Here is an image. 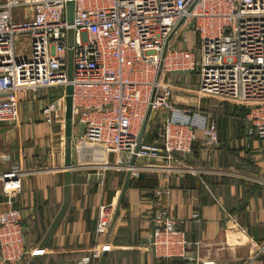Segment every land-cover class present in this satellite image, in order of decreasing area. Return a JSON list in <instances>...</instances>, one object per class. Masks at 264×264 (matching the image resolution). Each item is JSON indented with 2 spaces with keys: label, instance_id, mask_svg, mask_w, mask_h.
<instances>
[{
  "label": "built area",
  "instance_id": "built-area-1",
  "mask_svg": "<svg viewBox=\"0 0 264 264\" xmlns=\"http://www.w3.org/2000/svg\"><path fill=\"white\" fill-rule=\"evenodd\" d=\"M67 2H73L70 24ZM180 29L194 37L190 49L174 44ZM17 39L28 44L27 57L16 53ZM175 73H195L200 92L244 106V135L264 144V0L0 2V124L18 121L21 92L39 90L60 92L41 108L42 121L62 120L70 86L72 121L81 134L69 171L97 173L100 183L112 169L134 179L146 172L193 173L186 167L193 145L200 138L207 146L217 144V121L211 113L173 103L163 76ZM149 109L148 121L161 116L157 140L146 142L144 133L136 151ZM21 176L17 166L0 173L8 203L20 192ZM110 220V209L100 208L94 247L76 264H92L110 249L105 242ZM147 220L146 246L156 259L194 260L180 228L184 220L174 219L165 207L150 210ZM27 232L19 209L0 211V264L25 258Z\"/></svg>",
  "mask_w": 264,
  "mask_h": 264
},
{
  "label": "crops",
  "instance_id": "crops-1",
  "mask_svg": "<svg viewBox=\"0 0 264 264\" xmlns=\"http://www.w3.org/2000/svg\"><path fill=\"white\" fill-rule=\"evenodd\" d=\"M186 35L180 29L176 47L193 46L182 40ZM59 97L57 90L21 92L18 121L0 124V173L17 166L22 175L20 192L10 203L0 184V211L19 209L28 227L27 253L18 264H76L90 256L102 207L111 214L105 237L110 249L92 264H166L169 260L156 259L146 246L148 213L162 207L185 221L180 228L191 244L194 260L176 264H264V144L247 139L239 120L215 117L217 144L207 146L200 138L193 145L186 167L213 174L211 184L195 171L146 172L155 178L153 185L105 172L100 183L97 173L64 168L81 127L72 124L67 140L64 118L48 125L40 116L41 108ZM33 249L42 254L30 256Z\"/></svg>",
  "mask_w": 264,
  "mask_h": 264
},
{
  "label": "rangeland",
  "instance_id": "rangeland-1",
  "mask_svg": "<svg viewBox=\"0 0 264 264\" xmlns=\"http://www.w3.org/2000/svg\"><path fill=\"white\" fill-rule=\"evenodd\" d=\"M17 14H20L21 11L16 10ZM182 38V36H181ZM186 44L189 46L193 45L195 43L194 37L192 35H186ZM23 41V40H22ZM15 51L16 53H19L22 56L27 57L29 53V46L26 44V42L22 43H15ZM164 82L170 87L173 93V102L177 105H180L182 107H194L198 108L200 111L211 113L212 115H216V117L224 116L228 110L232 111H238V108H242V105H240L238 102L232 99H221L220 97L211 96L210 94H204L200 92V90L197 87V76L195 73L192 75L188 74H166L163 76ZM73 124V128H76L78 125L75 123V121L71 122ZM161 116L153 115L150 117V120L148 121V125L145 130V135L147 136L148 142H156L158 129L161 124ZM77 139H74L73 145L75 146ZM197 143V142H196ZM198 144V143H197ZM194 147V146H193ZM115 156H112L111 163L115 160ZM124 157L121 158V156L118 157L119 164H124ZM75 160V159H74ZM163 163H157V165L161 166ZM187 166V165H186ZM191 167H196V164L191 165ZM193 173L197 175L195 176H202L206 179H209L211 182V179H214V175H208L204 173L198 174L197 171L201 172L200 170L194 168ZM88 172V171H85ZM108 174L117 173L122 174L125 176H129L127 172H124L123 170H108L106 171ZM202 173V172H201ZM142 175V174H141Z\"/></svg>",
  "mask_w": 264,
  "mask_h": 264
},
{
  "label": "water",
  "instance_id": "water-1",
  "mask_svg": "<svg viewBox=\"0 0 264 264\" xmlns=\"http://www.w3.org/2000/svg\"><path fill=\"white\" fill-rule=\"evenodd\" d=\"M65 10H66V22L67 24H70L73 20V13H74V10H73V2H67L66 5H65ZM71 70H70V67L68 68V71H67V74L69 75V79H71ZM66 99H65V112H64V136L67 140H69L71 138V130H72V108H71V95H72V92H71V87L70 86H67L66 87ZM149 116H150V109L147 111L146 115H145V118H144V121H143V127L141 129V133L139 135V141L136 145V151L138 150V148L140 147V144L142 142V137L144 136V133H145V130H146V127L148 125V119H149ZM65 164H64V168H69L71 167V157H70V150H67L66 153H65ZM135 160V157L131 160V162L133 163ZM175 262H177L175 260Z\"/></svg>",
  "mask_w": 264,
  "mask_h": 264
},
{
  "label": "trees",
  "instance_id": "trees-1",
  "mask_svg": "<svg viewBox=\"0 0 264 264\" xmlns=\"http://www.w3.org/2000/svg\"><path fill=\"white\" fill-rule=\"evenodd\" d=\"M239 110L238 111H232L231 112V114H228V113H226L225 115H227V117H230V118H233V119H236V120H239V122H241V124H242V130H243V127H244V125H243V122H244V116H245V114L247 113V110H246V108L244 107V106H242V108H238ZM225 115H224V117H225ZM214 116V115H213ZM216 116H214V118H215ZM217 129H218V125H217ZM147 142V141H146ZM149 143H151V142H149ZM192 151H193V148H192ZM188 179V181H190V182H196V180L193 178V177H186V180ZM145 180L150 184V185H153L154 184V182H155V178L153 177V176H150V175H147V174H142V175H140L139 176V178H138V180H137V184L139 185V182H145ZM208 180L209 179H206V178H204L203 179V181L205 182V183H210V182H208ZM212 183V182H211ZM210 183V184H211ZM177 262H181V263H186L187 261H184V260H179V261H177ZM166 264H176L175 263V261H171V260H169V261H167V262H165ZM179 263H177V264H179Z\"/></svg>",
  "mask_w": 264,
  "mask_h": 264
}]
</instances>
